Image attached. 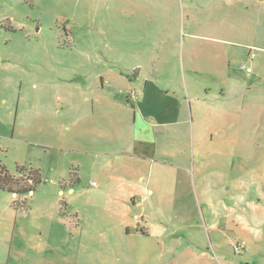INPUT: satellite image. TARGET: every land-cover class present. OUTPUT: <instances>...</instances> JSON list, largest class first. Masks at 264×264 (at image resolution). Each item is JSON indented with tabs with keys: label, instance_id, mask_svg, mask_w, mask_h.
Wrapping results in <instances>:
<instances>
[{
	"label": "rangeland",
	"instance_id": "obj_1",
	"mask_svg": "<svg viewBox=\"0 0 264 264\" xmlns=\"http://www.w3.org/2000/svg\"><path fill=\"white\" fill-rule=\"evenodd\" d=\"M255 3L0 0V161L13 174L18 165L38 167L44 180L32 195L0 192V264L169 263L140 259L131 252L139 243L116 231L117 209L108 207L102 186L93 183L99 184L98 179H87L72 191L70 181L60 187L53 170L62 169L64 162L57 147L47 144L60 142L69 133L64 94L72 88L92 96L85 108L94 120V99L101 96L100 87L106 82L105 90L112 94L106 118L118 122L128 101L126 75L136 79L143 66L162 72L178 64L184 84L190 75L214 81L217 69H232L239 78L246 77L241 63L255 48L256 57L249 65L256 70L260 54L254 34L248 32L247 20L258 16L248 12ZM203 134L204 142L217 140L212 133L203 130ZM241 143L244 161H264V111ZM67 161L69 167L71 160ZM22 201L25 205L19 207ZM178 232V251L184 255L187 229ZM246 239L248 235L241 232L235 243ZM233 245V254H219L217 264H264L262 244L260 251L242 255L234 252Z\"/></svg>",
	"mask_w": 264,
	"mask_h": 264
},
{
	"label": "crops",
	"instance_id": "obj_2",
	"mask_svg": "<svg viewBox=\"0 0 264 264\" xmlns=\"http://www.w3.org/2000/svg\"><path fill=\"white\" fill-rule=\"evenodd\" d=\"M263 9L264 0L248 7L258 12L247 21L260 54L246 77L217 69L214 81L190 75L184 84L178 64L163 73L143 66L136 79L126 75L128 101L118 122L106 118L112 101L106 82L94 99V120L85 108L92 96L75 88L64 94L71 122L60 142L47 144L64 162L53 178L60 187L70 181V191L98 179L93 183L102 186L108 207L117 209L116 231L139 243L131 251L137 258L217 264L219 254H233L241 232L248 235L245 253L264 246V161L241 155L246 132L264 111ZM203 130L217 140L204 142ZM179 229H187L184 255Z\"/></svg>",
	"mask_w": 264,
	"mask_h": 264
},
{
	"label": "trees",
	"instance_id": "obj_3",
	"mask_svg": "<svg viewBox=\"0 0 264 264\" xmlns=\"http://www.w3.org/2000/svg\"><path fill=\"white\" fill-rule=\"evenodd\" d=\"M74 183L78 180L74 178ZM44 183L40 168L32 166H17V173L9 171L5 163L0 161V192L7 191L14 194H30L36 191L40 184ZM25 202H19V207Z\"/></svg>",
	"mask_w": 264,
	"mask_h": 264
},
{
	"label": "built area",
	"instance_id": "obj_4",
	"mask_svg": "<svg viewBox=\"0 0 264 264\" xmlns=\"http://www.w3.org/2000/svg\"><path fill=\"white\" fill-rule=\"evenodd\" d=\"M255 54H257L256 49L255 48L251 49L248 53L247 61L245 60L240 65L241 69L245 70L246 73H251L253 70V67L251 65H249V62H251L254 59ZM94 184H96V183H94ZM136 217H138V216H136ZM233 249H234V252L236 254L242 255L246 249V242L245 241H243V242L239 241V242L235 243L233 245Z\"/></svg>",
	"mask_w": 264,
	"mask_h": 264
},
{
	"label": "water",
	"instance_id": "obj_5",
	"mask_svg": "<svg viewBox=\"0 0 264 264\" xmlns=\"http://www.w3.org/2000/svg\"><path fill=\"white\" fill-rule=\"evenodd\" d=\"M134 76H135V74H134Z\"/></svg>",
	"mask_w": 264,
	"mask_h": 264
}]
</instances>
